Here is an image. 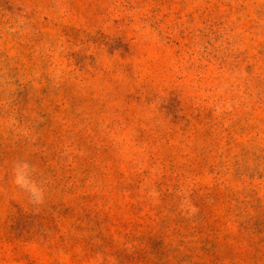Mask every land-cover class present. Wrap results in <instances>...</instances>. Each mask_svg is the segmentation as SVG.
Returning <instances> with one entry per match:
<instances>
[{
  "label": "rangeland",
  "instance_id": "374dc122",
  "mask_svg": "<svg viewBox=\"0 0 264 264\" xmlns=\"http://www.w3.org/2000/svg\"><path fill=\"white\" fill-rule=\"evenodd\" d=\"M0 264H264V0H0Z\"/></svg>",
  "mask_w": 264,
  "mask_h": 264
}]
</instances>
